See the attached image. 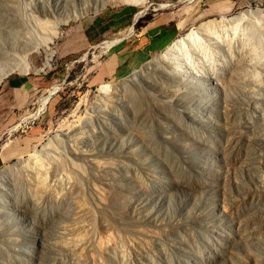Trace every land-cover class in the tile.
Returning <instances> with one entry per match:
<instances>
[{
  "label": "rangeland",
  "instance_id": "rangeland-1",
  "mask_svg": "<svg viewBox=\"0 0 264 264\" xmlns=\"http://www.w3.org/2000/svg\"><path fill=\"white\" fill-rule=\"evenodd\" d=\"M263 8L264 0H0L2 68L14 67L11 53L28 50V63L41 69L16 70L0 83V169L35 152L47 160L35 149L77 123L80 131L68 141L112 166L102 173L58 155L48 160L56 168L45 185L41 174L9 179L10 199L0 202V264H264V71L229 54L221 85L185 76L192 92L185 105L186 97L172 92L181 86L162 72L124 81L166 47L144 45L165 24L177 30L170 44L213 21L215 30H237L240 47L264 61ZM244 10L250 14L241 22L221 21ZM55 27L54 56L45 66L35 37ZM114 53L120 64L109 71ZM104 83L117 85L124 107L109 94L116 107L102 108L108 100L96 95ZM172 98L180 105L164 103ZM55 173L71 181L55 188Z\"/></svg>",
  "mask_w": 264,
  "mask_h": 264
},
{
  "label": "bare ground",
  "instance_id": "bare-ground-1",
  "mask_svg": "<svg viewBox=\"0 0 264 264\" xmlns=\"http://www.w3.org/2000/svg\"><path fill=\"white\" fill-rule=\"evenodd\" d=\"M122 1H124L125 3H128V4H135V5H139V6H145V4L147 2V0H122ZM249 12H250V10H244V11H241L237 15H233V16H229V17H222L221 21H223V22L228 21L229 23H230V21L231 22L232 21H235V22L240 21L241 22L242 20L247 18L246 13L250 14ZM261 12H264V8L261 10ZM76 16H79V15H76ZM215 23H219V21H217V22L215 21ZM212 26H213V21H210V20L206 21V22H201L200 25L193 26L185 34L179 35L170 44H168L164 49L153 54L151 59L148 60V62L146 63V65L143 68L134 71L131 75H129V77L127 79H124V81H126L127 84L131 85L133 83L134 84L137 83V81L140 80V77L142 75H145V73L149 72V70H154L155 72L156 71L162 72V77L168 78L170 81L176 82L175 83L176 85L181 86L179 88H175L174 90H172V92H173L175 97L176 96L186 97V99H182L183 100L182 103L185 105L187 103L186 100L191 99V94H192L190 89L187 88L188 78H186L185 76H187L189 74H194V76H196V77L205 78L207 80H210V82H212L214 84L216 82V84L221 85L222 80L219 77L220 76L219 70L224 68L223 67L224 66L223 58L225 59V57L229 54L233 58L236 53H241L243 56V62H246L247 64H251L253 67L256 66L261 71H264V61L256 60L254 56H252L251 54L246 52L247 48L244 49V47H242V48L240 47L241 38L237 35V33H236L237 30L234 31L236 34L234 32H232V35H230L226 31L229 29V27H228V29L227 28L224 29L225 27L224 28L222 27L221 28L222 30H215L216 28L215 27L213 28ZM233 28L235 29L236 27H233ZM232 29H231V31H232ZM132 32H133V30H132V28H130L125 33V35L129 36L130 34H132ZM58 33H59L58 28L55 27L49 35H47V36L46 35L45 36L39 35V36L35 37V40H36L35 41V43H36L35 48L37 50L43 49L46 52V59H45V63H44L45 66H49L51 64V60L54 56V51L51 50V45L53 44L55 38L58 37V35H59ZM119 40H120V37L105 41V43H104L105 48H113ZM245 47H248V46H245ZM15 52L10 54V56H12L11 58L16 60V63L14 64L13 68H11L12 67V65H11V67H9L10 69L5 71L2 68L1 63H0V83L9 73H12L16 70H21L22 72H25V73H27L31 70H34L35 72L41 71V69H35L28 63L27 58H29L28 56L31 54V52H29L28 50L24 51L23 53L22 52L19 53L20 51L16 52V53ZM240 65H243V63ZM229 73H230V76H235V74L233 72H229ZM244 79L246 80L247 78H244ZM170 83H172V82H170ZM163 84H164V82H163ZM194 87H197V86H194ZM192 88H193V86H192ZM128 89H130V86H128L127 90ZM134 89H135V87H134ZM118 91H119V89L117 88V85H115V84L104 83V84L99 86V88L97 90V95H96L97 100H100V101H102L103 99L108 100V103L105 104V106L102 108H105L106 106H108V108L114 109L116 107L114 101L110 99L112 97H117V99H120L122 101L121 102L122 105L120 104V106H117V107H120V108L124 107V104H126V102L123 100V94L121 96L120 93H117ZM53 92H55V89H53ZM109 94H113L112 97H109L108 96ZM164 96H167V95H164ZM121 97H122V99H121ZM49 99H50V94H49V96L47 95V96L42 98L40 108L38 109L36 115L44 108V106L48 103ZM107 100H106V102H107ZM192 100H193V98H192ZM257 101H260V100H257ZM147 102L149 103V105L151 107H153V105H156V103H154L152 101V97H148ZM164 103L165 104L169 103L171 106L175 105L176 103L178 105H180L179 100L177 98H172L168 101H165ZM249 104H251V103H249ZM93 105H95V104H93ZM114 105H115V107H113ZM101 106H102V104H98V105H96V108L97 109L101 108ZM175 107H177V106H175ZM251 107H253V106H251ZM157 108H158V106H156V110H157ZM257 108H258V106H256V108L253 107V109L259 110ZM104 110H106V109H104ZM177 111H178V113H181V114H179L180 116H182V113L183 114L186 113L185 109L184 110L183 109H177ZM232 112H230V113H232ZM259 112H260V110H259ZM122 113L121 114L119 113L120 115H118V116H121L122 118H124L123 117L124 113L123 114ZM189 113H191V112H189ZM88 115H89V113H88ZM94 115H96V117L100 118V120H101V118H104L102 115H100V112H98V113L95 112ZM155 118H157V117H155ZM78 122H80V121H78ZM84 123H86V122H84ZM244 123H245V119H244ZM78 124L79 123H77L78 128H77V126L73 125L72 127L66 129L65 131H61L59 134H57V133L55 134L56 135L55 140L57 141V143L56 142L55 143L58 145L53 144L55 140L53 141L52 140L53 138L52 139L50 138L53 141V143L51 142V140H48L46 143H43L40 146V149H35V151H37V152L40 150V151H42L41 153L46 154L47 160H43L41 158V156L35 152V153L29 154V156L27 158L18 159L19 161L17 163H13V164L6 165V166L2 167L0 169V195H2L4 197V199L3 200L0 199V202L7 204V202L10 199L9 196H5V194L8 193L7 192V183L9 181V179H11L12 177H15V176L21 177L20 175L25 173V172H27V173L29 172V174H37V176L39 174H41V175H39V176H41L39 178H42V175H45L44 176V185H45L48 182V177L50 176L49 174H51L52 169L56 168V166H54V168H52V164H50L51 162L48 160H51V158L55 159V157L58 155L59 156L60 155L65 156V159L68 161H71V162H72V160H75V159L76 160L82 159V160L86 161L87 163H89V166L91 168L99 170L100 172L102 171V173L105 172L107 169L110 170V168L112 166L109 167V165L107 163L106 164L102 163V161L97 158L98 154L94 153L95 151L92 152V151L86 150V149L75 148L76 145H74V142H73V144H71L72 142L70 143V141H68V139L71 140V137H75L76 134L79 133L80 128H81V127H79V125H81V124H79V125ZM60 136H62V137L60 138ZM76 140L79 141L80 139H75V141ZM86 141L87 140H85V142ZM80 143L81 144L84 143V138L81 139ZM127 158H128V156H127ZM56 159H57V157H56ZM57 164L60 165L59 162H57ZM59 172L57 171V173H59ZM55 175L57 176L58 174L55 173ZM80 175H82V174H80ZM84 175H86V174H84ZM67 176H69V175H67ZM58 177H59V175H58ZM69 178L70 177H68V178L66 177V173H65V176L62 175L58 179L55 180V185L53 184V186L55 188H61L67 182H69V180L71 179V178L70 179ZM104 178L105 177L101 178L102 180H99V181L103 182ZM96 179H97V177H96ZM39 180H42V179H39ZM104 184H105V181H104ZM48 185H51L50 187H52L51 183L50 184L48 183ZM48 185H46V186H48ZM93 189H94V191H96V187H94ZM8 191H10V190L8 189ZM101 206L102 205H100V207ZM1 211H2V209L0 207V213H1ZM151 236L155 237V234L152 233ZM88 257L89 256H87V258Z\"/></svg>",
  "mask_w": 264,
  "mask_h": 264
},
{
  "label": "trees",
  "instance_id": "trees-1",
  "mask_svg": "<svg viewBox=\"0 0 264 264\" xmlns=\"http://www.w3.org/2000/svg\"><path fill=\"white\" fill-rule=\"evenodd\" d=\"M131 10L130 12L132 13L131 8L126 9ZM159 31V32H158ZM177 33L176 28L172 27L169 28L167 26H161L155 30L150 31L149 36H151L150 43L147 44V48L150 50H157V49H162L165 47L166 42L169 41V39L172 36H175ZM1 158H0V166H1Z\"/></svg>",
  "mask_w": 264,
  "mask_h": 264
},
{
  "label": "crops",
  "instance_id": "crops-1",
  "mask_svg": "<svg viewBox=\"0 0 264 264\" xmlns=\"http://www.w3.org/2000/svg\"><path fill=\"white\" fill-rule=\"evenodd\" d=\"M165 25H166V24H165ZM165 25H163V26H165ZM158 32H159V31H158ZM150 39H151V36H149V35H146V36H145V40H146V41L144 42V45L146 46V48H147V44L150 43ZM171 42H172V41H171ZM171 42H170V43H171ZM167 43H168V41L166 42V45H165V46L168 45ZM123 45H124V44H122L121 46H123ZM148 50H150V49H148ZM157 50H158V49H157ZM150 51H153V50H150ZM116 52H118V51H116ZM115 54H116V53H114V54L111 56V57H112V60L109 61V63H108V66H107V67H108V70H109V71H114V70L116 71V69H115L116 66L120 64V63H117V64L114 63V59H115V58L118 59V62H119V58H120V57L116 56Z\"/></svg>",
  "mask_w": 264,
  "mask_h": 264
}]
</instances>
